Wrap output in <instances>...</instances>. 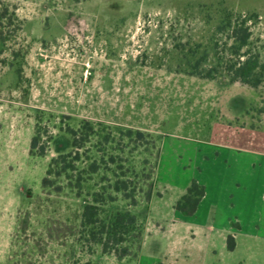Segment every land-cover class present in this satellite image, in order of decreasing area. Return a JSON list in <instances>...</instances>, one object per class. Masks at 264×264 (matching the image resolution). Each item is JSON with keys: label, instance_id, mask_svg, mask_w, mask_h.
<instances>
[{"label": "rangeland", "instance_id": "374dc122", "mask_svg": "<svg viewBox=\"0 0 264 264\" xmlns=\"http://www.w3.org/2000/svg\"><path fill=\"white\" fill-rule=\"evenodd\" d=\"M245 18L251 50L264 55V0H0V254L10 264H112L95 254L82 213L96 192L117 197L103 218L129 209L119 178L135 189L143 224L168 225L175 181L162 184L161 214L146 200L160 146L182 162L164 160L163 176L185 177L189 154L223 125L264 121V85L180 71L188 57H210L214 39L229 41L221 25ZM70 129L81 158L62 176L54 166L44 189L52 157L73 149ZM34 135L45 155L31 154ZM136 254L117 264H137Z\"/></svg>", "mask_w": 264, "mask_h": 264}, {"label": "crops", "instance_id": "0c3cea01", "mask_svg": "<svg viewBox=\"0 0 264 264\" xmlns=\"http://www.w3.org/2000/svg\"><path fill=\"white\" fill-rule=\"evenodd\" d=\"M222 127L220 136L207 139L198 153L189 154L194 167L184 164L185 177L163 176L164 160L171 161L174 169L182 162L160 146L154 192L147 202L153 208L157 204L161 214L167 193L162 184L175 181L174 195L163 207L170 206L171 218L166 226L161 221L151 226L144 220L137 264H264V121L255 127ZM228 129L232 135L224 136ZM193 179L205 186L206 193L197 211L184 215L175 204ZM20 211L9 217L12 231L19 226ZM229 235L236 240L234 249L228 247ZM98 248L95 254L112 264L132 258L118 259ZM10 262L9 253L0 254V264Z\"/></svg>", "mask_w": 264, "mask_h": 264}, {"label": "trees", "instance_id": "16d2710c", "mask_svg": "<svg viewBox=\"0 0 264 264\" xmlns=\"http://www.w3.org/2000/svg\"><path fill=\"white\" fill-rule=\"evenodd\" d=\"M250 19L253 16L248 17ZM248 18L234 23L232 20L228 25H221L219 33L223 30L227 33L229 41H226L222 48L219 46V39H214L213 53L210 57H188L187 67L180 70L189 75L206 79L223 78L229 83L260 87L264 85V55L262 51L253 53L250 48L252 31L246 24ZM208 62V63H207ZM73 137V149L67 153H60L52 157L47 175L42 180L43 188H48L54 184L48 177L57 167L56 175L62 176L69 168H74L80 160L79 152V132L78 129L69 130ZM132 133V130H129ZM140 137L144 132L137 130ZM40 139L36 135L31 140V154L45 155L46 146H39ZM70 159V160H69ZM98 166L92 163L91 172L97 171ZM59 178V177H57ZM155 184V183H154ZM127 179H117L114 189L122 192L124 198L129 200L130 208L125 211L112 212L107 218L101 216L102 205L117 199L114 195L96 192L92 202H87L82 213V225L87 228L88 238L92 243L100 244L103 253L114 254L118 259L131 256L134 252L139 255L145 236V225L140 217L131 209L140 202L136 196L135 189L130 190ZM154 192L152 185L146 193V200L149 201ZM206 193L205 186L197 179H193L186 192L177 200L175 207L184 215H193L199 206L200 201ZM236 240L233 235L228 237V247L234 249ZM92 264V263H88Z\"/></svg>", "mask_w": 264, "mask_h": 264}]
</instances>
